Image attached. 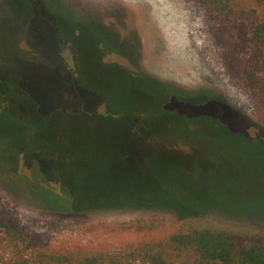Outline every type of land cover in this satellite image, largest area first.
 <instances>
[{"label":"rangeland","instance_id":"1","mask_svg":"<svg viewBox=\"0 0 264 264\" xmlns=\"http://www.w3.org/2000/svg\"><path fill=\"white\" fill-rule=\"evenodd\" d=\"M231 5L213 12L201 0H0V80L11 85L0 90V216L55 247L139 239L121 227L139 218H201L242 237L264 232V149L250 141L264 136L246 119L264 127V45L253 38L264 0ZM72 74L79 86L101 88L108 103L95 108L114 115L58 114L81 104ZM160 82L180 97L169 91L164 103ZM192 91L217 96L193 103ZM160 108L163 117L146 118L151 134L135 140L132 121L115 116ZM218 120L234 129L214 130ZM42 177L72 201L105 205L53 211L7 187L31 186L35 197L37 182L29 184ZM180 202L206 211L179 212Z\"/></svg>","mask_w":264,"mask_h":264},{"label":"trees","instance_id":"2","mask_svg":"<svg viewBox=\"0 0 264 264\" xmlns=\"http://www.w3.org/2000/svg\"><path fill=\"white\" fill-rule=\"evenodd\" d=\"M201 1L213 12L229 10L232 6V0ZM57 29L59 30V27ZM253 38L257 43L264 45L263 17L257 20L253 28ZM75 69L74 73H76ZM145 76L149 78L147 74ZM76 77L78 78V76L72 74L71 79L74 81L76 88L81 92V104L70 110H60L58 114L68 113L67 115L71 117L82 119L100 118L102 115H114V113L107 110L100 113L95 108V102L97 104H102V102L108 103V95L95 85L83 82L79 86ZM158 87L161 94L160 99L164 103L167 101L165 97L169 91L171 92L170 96L180 97L178 96L179 93L175 90L172 91V85H165L160 82L158 83ZM0 90L10 92L11 85L4 80H0ZM156 91L158 92V90ZM157 92H155V95L158 94ZM86 96H88V99H86ZM188 96L187 100L193 103H201L202 100L206 98L212 100L217 95L209 92L200 94L198 91H192L188 93ZM217 99H220V103L223 104L221 96ZM91 100H95L91 103L94 105V108L88 105ZM227 106L236 110L228 102ZM166 111V108L157 109L155 113L150 111L143 113L131 110L120 112L115 114V116L122 117L124 115L132 121L131 133L135 140V138L141 135L140 132L144 131L151 134V127L146 123H150L146 119L147 117H150L151 114L156 115V117H163ZM246 119L251 126L256 128L255 130L262 133L261 136H264V127L250 122L248 117ZM215 124L214 130L230 132L234 129L219 120ZM242 131L244 132V129ZM250 141H252V144H254L253 142L259 143L258 147L264 149V137L263 139H251ZM33 182H37V187L34 190L37 194L35 197L29 195V188L31 186L28 188L25 186L16 188L8 185L7 187L15 190L18 194L25 195L33 203L53 211L72 212L73 210L105 205L98 202L72 201L70 196L66 195V192L64 194H57L55 187L51 186L43 177L42 179L34 178L29 185H32ZM38 183H41V186ZM119 204H128L129 206L153 205L149 202H119L117 205ZM193 204L195 203L180 202L174 204V207L179 212L186 211L189 214H200L206 211L205 209L195 210ZM113 205L115 204L108 206ZM121 227L124 231L139 232L143 236L136 240L125 241L114 247H55L50 244L42 245L39 243L33 235L26 232L19 225L16 219L0 216V264H264V232L246 233L242 237L232 228L212 227L205 225L201 218L193 217L180 219L173 225L161 218H139L125 222Z\"/></svg>","mask_w":264,"mask_h":264},{"label":"bare ground","instance_id":"3","mask_svg":"<svg viewBox=\"0 0 264 264\" xmlns=\"http://www.w3.org/2000/svg\"><path fill=\"white\" fill-rule=\"evenodd\" d=\"M156 1V0H155ZM158 2V1H157ZM156 6V5H155ZM157 8V7H156ZM167 9V8H166ZM160 11H162V10H160ZM172 14V13H171ZM161 15V14H160ZM169 17H170V19L171 18H173V16H171V15H168ZM160 17V16H159ZM176 19V18H175ZM162 20H164V19H162ZM171 21H172V19H171ZM165 22H166V20H165ZM161 23V22H160ZM173 23V22H172ZM161 25V24H160ZM157 26V25H156ZM167 26V25H166ZM169 29H171V28H169ZM168 31V30H167ZM173 38V37H172ZM180 42V41H179ZM182 43V42H181ZM183 46V45H182ZM184 47H185V45H184ZM186 47H188V46H186ZM182 48V47H181ZM184 49V48H183ZM184 52V51H183Z\"/></svg>","mask_w":264,"mask_h":264}]
</instances>
